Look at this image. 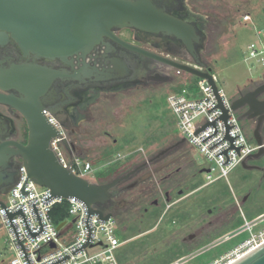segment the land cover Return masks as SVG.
<instances>
[{
  "label": "rangeland",
  "instance_id": "374dc122",
  "mask_svg": "<svg viewBox=\"0 0 264 264\" xmlns=\"http://www.w3.org/2000/svg\"><path fill=\"white\" fill-rule=\"evenodd\" d=\"M191 4L207 20L201 56L212 69L217 87L232 102L239 92L253 89L264 78V64L243 61L247 46L256 40L255 31L264 28V4L260 0H190ZM246 14L252 23L243 21ZM121 36L127 39L129 33L123 30ZM197 81L188 73L172 71L168 82H143L102 92L75 128L73 136L82 151L78 155L92 165L94 172L87 179L93 182L125 175L145 164L118 185L122 189L161 167L115 198L120 207L117 234L124 242L115 251L118 264H207L221 258L226 264V255L248 238L243 232L245 221L255 224V234L264 230V151L247 160L246 168L237 165L227 180L203 187L205 175L200 169L207 161L186 143H179L181 135L166 98L181 88L197 92ZM243 114L244 110L235 112L247 142L254 144L255 123L241 118ZM118 154L126 157L114 161ZM152 159L157 160L147 163ZM177 190L183 191L181 211H166L161 193L167 191L175 200ZM153 201L160 203L158 209ZM214 206L219 207L218 214L208 215L206 210ZM216 217L220 218L215 222ZM208 221L213 223L207 226ZM239 222L243 224L238 226ZM192 233L197 238L183 248L182 237ZM6 235L0 227V261L14 257Z\"/></svg>",
  "mask_w": 264,
  "mask_h": 264
},
{
  "label": "water",
  "instance_id": "95a60500",
  "mask_svg": "<svg viewBox=\"0 0 264 264\" xmlns=\"http://www.w3.org/2000/svg\"><path fill=\"white\" fill-rule=\"evenodd\" d=\"M113 28H130L174 37L182 43L191 57V62H182L127 43L116 37ZM0 30L9 32L25 53L31 52L40 57L62 60L80 52L84 53L101 42L103 37H109L122 47L168 68L205 79L216 96L218 107L223 112L222 120L226 121L228 118L213 78L214 73L200 60L196 52L195 44L199 42L200 37L195 29L190 24L166 14L149 0H0ZM64 75L61 71L22 65L0 76L2 91L14 89L22 95L17 97L0 93V104L10 106L19 112L27 128L26 144L14 140L0 143V192L4 188L8 190L15 181V172L7 170V163L9 158L16 156L20 158L27 171V178L20 190L22 195L30 193L23 189L29 177L38 186L49 190L50 195L44 199L46 202L52 197H74L83 202L87 210L85 226L88 237L84 245L72 252L74 254L86 247L91 239V229L88 224L90 215H97L100 221L112 218L111 213H104L98 206L109 201L111 190L129 179L145 164L108 182L96 183L72 174L59 163L50 143L60 137V130L51 124L42 112L41 99L52 80ZM157 76L158 82L169 81V76ZM263 95L264 78L253 89L237 96L231 102V109L236 113L246 109L241 118L257 122L253 139L260 148L253 155L255 158L264 151V141L259 131L264 120ZM62 143L71 153L66 139H63ZM164 153L165 151L159 155ZM247 159L242 161L241 166L246 168ZM155 160L157 159L147 163H153ZM200 173L203 171L200 170ZM142 178L122 189L133 188ZM246 199L247 196L242 201ZM0 207L4 208L2 201ZM8 217L11 219L12 215L9 214ZM62 225L63 223L59 224L57 229ZM234 264H264V244Z\"/></svg>",
  "mask_w": 264,
  "mask_h": 264
},
{
  "label": "built area",
  "instance_id": "2783aa9c",
  "mask_svg": "<svg viewBox=\"0 0 264 264\" xmlns=\"http://www.w3.org/2000/svg\"><path fill=\"white\" fill-rule=\"evenodd\" d=\"M260 1L264 4V0ZM243 21L252 23L251 16L244 15ZM255 37L256 40L247 46L243 59L246 64H264V28L256 30ZM169 69L176 74L181 73ZM213 78L216 82L214 75ZM218 94L227 110L226 121L222 120L223 112L205 79L198 78L197 92L181 88L170 92L166 98L181 139L207 161L200 169L205 175L203 187L218 180H227L229 173L237 165L250 154L257 153L260 148L255 142H247L235 112L231 109V102L219 88ZM46 116L60 130V137L50 143L59 163L72 174L87 179L94 172L92 165L75 154H68L62 143L65 131L55 119L48 114ZM125 157L126 155L118 154L114 161ZM26 178V168L19 164L14 183L0 196V201L4 204V208L0 207V227L7 234L5 243L8 251L14 253L11 260H2L0 264H118L115 251L124 242L117 234L115 218L100 221L97 215H90L88 224L91 239L86 247L73 254L74 250L87 241L86 206L74 197H52L47 202L44 201L50 195L49 190L38 186L29 177L23 189L30 193L22 195L20 190ZM234 199L236 202V198ZM57 205L65 206L66 220L62 222L60 229H57L58 225L51 215L53 207ZM9 214L12 215L11 219ZM254 225L245 221L243 232L248 233V238L226 255L229 258L226 264L249 254L264 242V230L255 234ZM222 259L207 264H223Z\"/></svg>",
  "mask_w": 264,
  "mask_h": 264
},
{
  "label": "flooded vegetation",
  "instance_id": "af4514ba",
  "mask_svg": "<svg viewBox=\"0 0 264 264\" xmlns=\"http://www.w3.org/2000/svg\"><path fill=\"white\" fill-rule=\"evenodd\" d=\"M149 1L166 14L190 24L195 29L196 34L200 37L199 42L195 44V49L199 58H202V43L204 33L208 27L206 16L202 12L196 11L193 5H190V0ZM123 30L129 33V38L126 39L121 36V31ZM112 31L116 37L134 46L142 47L179 61H186L187 59L189 62L191 61V57L182 43L174 37L136 31L130 28H113ZM22 65L44 67L61 71L65 74L62 77H56L50 83L41 99L42 112L55 119L63 128L71 153L64 148L70 155L75 154L77 156L82 151L77 146L73 136L75 128H79L83 117H85V112L88 111V108L100 93L122 90L128 86L139 85L143 82L162 83L156 81L157 75L169 76V81L172 77V71L167 66L132 52L109 37H103L101 42L84 53L80 52L68 57L66 60H62L59 58L40 57L31 52L25 53L9 32L0 30V76L9 71L12 72ZM246 92H239L238 96L244 95ZM0 93L12 94L17 97L22 96L14 89L8 91L0 89ZM243 110L244 112L246 111V109ZM253 121L256 126V120ZM259 131L263 137L264 120L261 122ZM26 139L27 128L24 118L10 106L0 104V143L14 140L21 144H26ZM254 154L256 153L250 154L247 160L252 159ZM20 163L19 157L9 158L7 170L16 172ZM176 195L179 198L173 200L167 191L161 193L162 201L160 203H164L166 211L171 210L173 212L180 208V203H183L180 199L183 197V191L177 190ZM160 203L152 204L158 209ZM179 211L181 210L179 209ZM218 211V206L206 210L208 215L218 214ZM219 218L216 217L215 222ZM177 223L179 227L180 224L179 222ZM212 223V221H208L206 224L208 226ZM184 226L187 229L189 228L187 223ZM196 238L197 235L194 233L182 237V247L186 248L187 245L185 243L187 241L191 242Z\"/></svg>",
  "mask_w": 264,
  "mask_h": 264
},
{
  "label": "trees",
  "instance_id": "16d2710c",
  "mask_svg": "<svg viewBox=\"0 0 264 264\" xmlns=\"http://www.w3.org/2000/svg\"><path fill=\"white\" fill-rule=\"evenodd\" d=\"M200 60L207 66L205 60L203 58H200ZM182 62H187V61H182ZM110 179H106V180H102V181H96L97 183H105L106 181L108 182ZM121 184V183H120ZM7 189H3L0 192V196L4 195L6 193ZM124 189H118V185L111 190L110 192V200L107 201L105 204L103 205H99L98 208L100 210H102L104 213H111L113 215V217H118L119 216V204L118 201L115 200L116 197H119L121 192H124ZM51 215L53 217V221L56 225L61 224L62 222H64L66 220V216H65V206L63 205H57L55 207H53ZM243 223H238V226L242 225ZM240 234V233H239ZM246 238L242 239L241 241L245 240ZM240 241V242H241ZM239 242V243H240Z\"/></svg>",
  "mask_w": 264,
  "mask_h": 264
},
{
  "label": "bare ground",
  "instance_id": "6f19581e",
  "mask_svg": "<svg viewBox=\"0 0 264 264\" xmlns=\"http://www.w3.org/2000/svg\"><path fill=\"white\" fill-rule=\"evenodd\" d=\"M50 123L52 124V122H50ZM85 161H86V160H85ZM20 164H22V162H21ZM88 180H89V179H88ZM90 181H91V180H90ZM96 183H97V182H96ZM113 218H114V217H113ZM263 244H264V242H263L261 245H263ZM261 245H260V246H261ZM260 246H259V247H260ZM259 247H258V248H259ZM246 255H247V254H246ZM246 255H244V256H246ZM244 256H243V257H244ZM240 258H242V256L239 257V258H237V259L239 260ZM238 260L235 259V260H233V261H230L228 264H234V263H235L236 261H238Z\"/></svg>",
  "mask_w": 264,
  "mask_h": 264
},
{
  "label": "crops",
  "instance_id": "0c3cea01",
  "mask_svg": "<svg viewBox=\"0 0 264 264\" xmlns=\"http://www.w3.org/2000/svg\"><path fill=\"white\" fill-rule=\"evenodd\" d=\"M181 141H182V139H181ZM183 143H184V141H183Z\"/></svg>",
  "mask_w": 264,
  "mask_h": 264
}]
</instances>
